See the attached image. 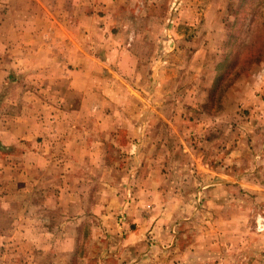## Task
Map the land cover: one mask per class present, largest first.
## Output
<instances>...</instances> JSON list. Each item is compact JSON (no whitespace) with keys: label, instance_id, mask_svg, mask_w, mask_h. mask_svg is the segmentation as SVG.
<instances>
[{"label":"rangeland","instance_id":"1","mask_svg":"<svg viewBox=\"0 0 264 264\" xmlns=\"http://www.w3.org/2000/svg\"><path fill=\"white\" fill-rule=\"evenodd\" d=\"M0 264H264V0H0Z\"/></svg>","mask_w":264,"mask_h":264}]
</instances>
